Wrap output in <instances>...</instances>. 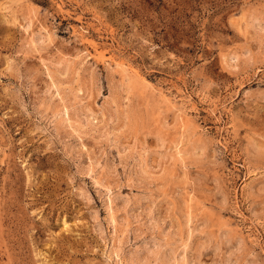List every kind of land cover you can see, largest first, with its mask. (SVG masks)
I'll list each match as a JSON object with an SVG mask.
<instances>
[{
    "label": "rangeland",
    "instance_id": "374dc122",
    "mask_svg": "<svg viewBox=\"0 0 264 264\" xmlns=\"http://www.w3.org/2000/svg\"><path fill=\"white\" fill-rule=\"evenodd\" d=\"M0 264H264V0H0Z\"/></svg>",
    "mask_w": 264,
    "mask_h": 264
}]
</instances>
